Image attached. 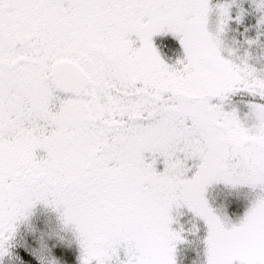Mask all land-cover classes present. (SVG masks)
<instances>
[{"label": "snow or ice", "instance_id": "1", "mask_svg": "<svg viewBox=\"0 0 264 264\" xmlns=\"http://www.w3.org/2000/svg\"><path fill=\"white\" fill-rule=\"evenodd\" d=\"M0 264H264V0H0Z\"/></svg>", "mask_w": 264, "mask_h": 264}]
</instances>
